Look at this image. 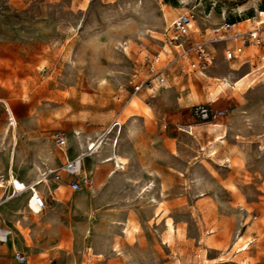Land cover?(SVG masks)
Here are the masks:
<instances>
[{
    "label": "rangeland",
    "instance_id": "rangeland-1",
    "mask_svg": "<svg viewBox=\"0 0 264 264\" xmlns=\"http://www.w3.org/2000/svg\"><path fill=\"white\" fill-rule=\"evenodd\" d=\"M263 12L264 0H0V182L6 186L9 167L17 177L54 171L78 151L73 136L84 143L108 131L109 145L81 162L91 180L81 191L119 197L92 209L95 231L80 237L76 228L93 214L75 211L81 191L67 188L69 176L49 173L37 186L47 202L39 214L28 210V190L16 195H27L26 209L6 225L25 249L37 247L27 264H264V48L247 46L227 62L217 44L204 70L171 67L163 92L134 93L131 82L134 71L145 75L135 60L160 51L164 27L179 15H192L189 36L201 40L223 17L249 18L238 26L251 28ZM3 102L16 116L15 134ZM201 103L231 113L182 131ZM136 112L154 131L134 143L124 130ZM55 133L65 136L61 150ZM112 146L119 165L114 153L102 161ZM48 217L64 221L66 232L33 239L31 226L54 223Z\"/></svg>",
    "mask_w": 264,
    "mask_h": 264
},
{
    "label": "built area",
    "instance_id": "built-area-1",
    "mask_svg": "<svg viewBox=\"0 0 264 264\" xmlns=\"http://www.w3.org/2000/svg\"><path fill=\"white\" fill-rule=\"evenodd\" d=\"M260 15L261 13H259ZM240 22H230L224 19L222 23L213 25L201 40H191L189 34L192 27V15L185 13L173 19L163 29L160 51L150 57L144 56L141 62L138 59L135 60V63L144 67L145 75L139 78L138 72L134 71L131 81L133 82L134 93L139 92L144 87L146 89L155 88L160 92L166 90L168 88L167 77L171 67H174L181 75L188 71L204 70L212 63L213 51H215L217 44H223V58L227 62L238 59L247 46L254 45L264 48V21L259 19L254 22L253 27L248 29L239 27ZM4 112L7 129L13 131L16 128L15 115L8 106L4 108ZM230 113L231 108L216 111L205 104H197L192 108L193 116L202 122H213L220 116H228ZM113 126L120 127V123L115 122ZM106 133L108 131H104L94 140V146L92 144L87 145L83 152L81 151L72 159H66L58 169L52 171L54 178L59 179L60 173L69 176L67 185L72 192H78L82 188H91L89 177L81 175V161L84 156L91 155L99 148ZM53 140L56 147L61 150L65 144L64 134L55 133ZM39 179L32 182V186H30L18 181L13 174H7L5 182L6 187L9 188V194L6 198L14 197L24 190H29L32 193L29 200H32L34 208L28 205V210L33 214L41 213L45 209V201L42 196L35 194L32 188ZM0 188L3 187L0 185ZM11 235L12 230L0 224V244L6 243L7 238ZM13 259L17 264L26 263V256L19 250L13 252Z\"/></svg>",
    "mask_w": 264,
    "mask_h": 264
},
{
    "label": "crops",
    "instance_id": "crops-1",
    "mask_svg": "<svg viewBox=\"0 0 264 264\" xmlns=\"http://www.w3.org/2000/svg\"><path fill=\"white\" fill-rule=\"evenodd\" d=\"M223 20H224V17L221 19V21L219 23H216V25L222 23ZM247 21H250V19L248 18V20H241L240 24L243 22H247ZM243 29H248V27H245ZM203 31H204V33L198 35V36H200L201 39L206 36L208 29L204 28ZM191 40H195V39H191ZM239 68H240V66H238L236 68H230V69H232L233 71H237ZM217 100H218L217 98L211 99L209 102L214 103ZM0 102H1V100H0ZM165 103L169 107V110H173V111L176 110L177 111V109H178L177 104L178 103L175 99L169 98V99H167V101ZM2 104L7 105V103H5V102H3ZM201 104H205V105L208 104L207 106H210V103H201ZM195 105H197V104H195ZM185 108L187 109L189 107L185 106ZM192 108L189 109L190 110V116L187 117L188 125L180 127V129L182 131H185V132L198 131V130H202L201 128L208 126V122H201L193 116ZM176 113L177 112H173V115L175 116ZM15 118H16V116H15ZM211 125L216 126L217 124H211ZM16 126H17V122H16ZM15 129L13 131H10V132L11 133L13 132L15 134V132H14ZM124 131H131V138L132 139H130V140H131V142L134 141V143H136L139 139L141 140L143 137H145V136L147 137L149 135V133L154 131V124H153V121L151 119H149V117L147 116L146 113L136 112V115H132L131 119L129 120L128 129H126ZM13 137H16V135H14ZM73 138L77 142V147H78L77 150L78 151H76L75 153L69 154L70 158L66 157L65 160L66 159H72V158L76 157L79 153H81L83 147L85 148L87 145H89L88 143L90 141L91 142L94 141V140L88 139L83 143L80 136L78 138H75V136H73ZM108 140L109 139L105 140L104 144H102V147L109 145L107 143ZM13 142L16 143V138L13 139ZM102 147H100V148H102ZM67 148H68V144H67ZM113 148H114V146H112L110 154L108 156H105L102 161H105L106 158H108L112 153H114L117 156V162L119 165L118 160L120 157L115 153V150ZM94 153H96V151ZM0 160H1V163L3 164L5 161V158L1 157ZM84 160L87 162L88 161L87 157L84 158ZM114 169L122 170L123 166L122 165L119 167L115 166ZM51 171H53V170H51ZM114 173L115 172L113 171V174ZM39 176H40V174L35 175L34 177L30 174H29V176H24L22 173V174H18V177L17 176H14V177H16L18 179V181H22L25 185H28V184L34 182L35 179H38ZM6 186L3 187L5 189L4 192H6L5 193L6 195L5 196L3 195L2 197H0V217H1L0 218L1 219L0 224H3L5 226H7L6 222L9 221V216H11V215L18 216V215H21L23 213V210L26 209L25 208V201H26V197H27V195L22 194V195H24V198L21 201V206H16V201L22 195H19L17 197L14 196L11 198H6L7 195L9 194V188ZM66 186L69 189L67 184H66ZM44 188L47 189V188H49V186L44 187ZM0 189H2V188H0ZM80 191H78V192H80ZM39 192H40V196H42V198L44 199L45 204H46L47 203L46 198H45L46 190L44 191L45 192L44 195L41 193L40 190H39ZM91 193H92V191L90 193L81 191V193H79L75 198L72 199L73 200L72 205H73L76 212H78V213H80V212L92 213V209H98L99 207H103L106 203H109L110 201L119 198V197H117L118 195H116L115 193H101L97 197L93 196V194H91ZM51 199L54 200V197H51ZM61 199L68 200V195L66 193L61 194ZM61 209H62V204H57L55 207L54 213H58ZM92 214H93V216L91 217L90 221H89V219H87L85 222H83L82 225L84 226V228H82L81 230H80V228L79 229L76 228L77 231L76 230L75 231L77 232L78 236L85 237V235L86 236L90 235L95 231V226L97 225V218H96L97 216L94 213H92ZM46 220H48V221L53 220L54 223L45 222V223H42L39 225L36 224V225L31 226V233H32L31 237L33 239H36L37 237H39L40 233H47V236L49 238L50 237L51 238H60L63 235V233L66 232V223L64 221L61 222V220H59L58 223H55L56 220L54 218L52 219L49 217ZM10 229L12 230V234H13V231H15V229H13V228H10ZM36 248L37 247L34 246L33 248L31 247L29 249H25L24 248V242H22V238L18 237V241H15L13 235H11V237L7 238L6 243L0 244V264H17L13 259V252L15 250L21 251L26 256V263H24V264H27V255L31 254L33 251H35Z\"/></svg>",
    "mask_w": 264,
    "mask_h": 264
},
{
    "label": "bare ground",
    "instance_id": "bare-ground-1",
    "mask_svg": "<svg viewBox=\"0 0 264 264\" xmlns=\"http://www.w3.org/2000/svg\"><path fill=\"white\" fill-rule=\"evenodd\" d=\"M103 140V139H102ZM105 140H106V137H105V139L102 141V143H101V145L99 146V148L100 147H102V144H104V142H105ZM88 144H92L93 146L95 145L94 144V141L93 142H89ZM98 149V148H97ZM97 149L95 150V151H97ZM94 151V152H95ZM93 152V153H94ZM87 156H84L83 157V159H82V161L84 160V158H86ZM81 161V162H82ZM52 171L51 170H48V171H46V172H42L41 174H40V176H39V180L37 181V183L35 184V185H33V191H34V193L35 194H38V195H40V193H39V191L37 190V186L38 185H40L41 183H43V182H45L46 181V179H47V175L49 174V173H51ZM8 174H11V167H9V170H8ZM36 180V179H35ZM0 185H1V187H5V186H3L2 185V182H0ZM30 186H32L31 185V183L29 184ZM29 191V190H28ZM30 192V191H29ZM31 195H32V193L30 192V195H29V198H28V202H27V205H30L32 208H34L33 206H32V200H29L30 198H31ZM28 207V206H27ZM7 241V240H6Z\"/></svg>",
    "mask_w": 264,
    "mask_h": 264
}]
</instances>
